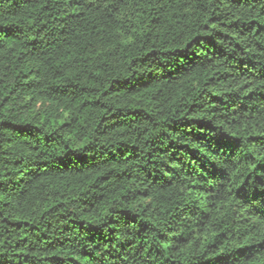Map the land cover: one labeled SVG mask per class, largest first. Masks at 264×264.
<instances>
[{
	"label": "trees",
	"instance_id": "1",
	"mask_svg": "<svg viewBox=\"0 0 264 264\" xmlns=\"http://www.w3.org/2000/svg\"><path fill=\"white\" fill-rule=\"evenodd\" d=\"M0 264H264V0H0Z\"/></svg>",
	"mask_w": 264,
	"mask_h": 264
}]
</instances>
